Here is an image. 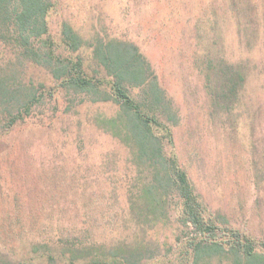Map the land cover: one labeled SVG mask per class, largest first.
I'll return each instance as SVG.
<instances>
[{
    "label": "trees",
    "instance_id": "trees-1",
    "mask_svg": "<svg viewBox=\"0 0 264 264\" xmlns=\"http://www.w3.org/2000/svg\"><path fill=\"white\" fill-rule=\"evenodd\" d=\"M56 3L0 0L2 133L38 122L33 117L44 98L66 90L81 96L78 104L116 108L96 111L91 124L128 155L112 176L65 182L55 174L56 184L42 188L43 195L16 192L10 202L0 194L12 205L0 209V264H264V229L231 227L196 191L175 149V128L184 116L140 45L115 32L87 35L67 19L57 37L50 29ZM121 5L134 12L153 7L154 14L178 11V5L194 22L200 47L194 65L204 78L208 119L225 141L232 140L240 166L246 164L256 204L264 197V0ZM104 182L106 188L87 191ZM179 203L173 241L162 240L158 230L172 226L171 210ZM254 203L247 217L261 223L264 211ZM234 208L237 217L246 215L243 207Z\"/></svg>",
    "mask_w": 264,
    "mask_h": 264
},
{
    "label": "rangeland",
    "instance_id": "rangeland-1",
    "mask_svg": "<svg viewBox=\"0 0 264 264\" xmlns=\"http://www.w3.org/2000/svg\"><path fill=\"white\" fill-rule=\"evenodd\" d=\"M52 1L57 3L50 16V29L57 37L61 23L67 19L87 35L96 29L115 32L140 45L184 116L182 124L175 128V149L203 202L209 210L226 216L231 227L246 233L250 228L257 232L264 229V219L260 223L247 217L255 200L248 191L255 188L246 164L240 166L242 160L232 156V140L225 141L222 131L208 119L204 78L194 65L200 48L194 39V22L180 13L181 7L175 5L178 11L154 14L156 9L149 6L139 12L127 11L121 0ZM87 48L85 54L89 52ZM36 76L44 78L45 74L36 71ZM47 82L56 85L48 79ZM80 99V95L58 91L56 98L45 97L37 108L39 115L33 118L38 122L26 121L7 135L0 128V194L7 193L10 202L16 192L24 197L43 195L42 188L56 184L55 174H61L66 182L121 173L128 155L126 147L91 124L96 111L111 114L116 108L107 103L78 104ZM103 184L94 183L95 189L87 191L102 190L108 182ZM53 193H58V189ZM256 201L254 207L264 211V197H256ZM179 205L171 210L172 226L158 230L162 240L173 241L181 213ZM4 206L12 208L0 198V209ZM234 207H243L246 215L237 217Z\"/></svg>",
    "mask_w": 264,
    "mask_h": 264
}]
</instances>
